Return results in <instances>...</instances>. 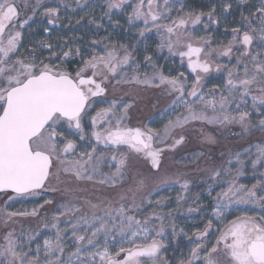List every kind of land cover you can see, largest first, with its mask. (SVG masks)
Returning <instances> with one entry per match:
<instances>
[{"label":"snow or ice","instance_id":"6c2138e0","mask_svg":"<svg viewBox=\"0 0 264 264\" xmlns=\"http://www.w3.org/2000/svg\"><path fill=\"white\" fill-rule=\"evenodd\" d=\"M125 3L126 0H108L107 8L109 11L119 9ZM40 6V0H37L31 10L32 16L36 15V8ZM44 7L43 15L47 17L48 24H56L58 9ZM161 7L156 0H147L146 4L145 0H139L129 14V23L143 21L145 27L140 30L141 36L155 29L160 35L159 50L167 49L168 54L179 57L181 63L186 61L187 69L194 77L191 83L185 72L176 76L165 75L152 63L151 56L145 57V61L152 65L151 75H139V65L131 68L136 75H127L126 69L134 57L124 45H105L102 51H93L85 58L79 48L65 51L66 45L54 46L49 41H41L39 48L48 52L47 57H43L42 53L38 55L35 46L25 49L26 54L21 55L22 29L32 16L22 20L16 0H0V192L10 190L17 194H36L41 189L55 192L59 190L57 187L47 186L53 180L59 182L62 173L74 176L77 181H95L115 188L125 175L127 155L121 151L124 148L137 155L142 154L150 161L152 169L159 171L164 148H154V143H162L175 129L192 121L222 127L239 125L245 132L257 127L251 122L250 112L245 110L249 95L252 108L262 117L258 127L264 130V59H258V54L253 55L250 51L257 35L264 41V0L254 12L242 16L244 23L232 29V39L226 45L215 48L211 38L195 36L188 29V25L200 24L204 15H207L210 24H218L214 9L208 13H188L162 24L160 21L164 19V13L160 11ZM163 7L168 8V0ZM224 7L227 11L231 5ZM208 26L205 24V28ZM44 32L49 33V29L45 27ZM241 48L243 51H240ZM235 51L240 54L236 57V66L227 70L223 88L205 93L204 78L213 71V58H231ZM75 58H79V63L71 67ZM237 66H242L243 75ZM221 69L222 65L216 63L215 71ZM133 83L161 88L166 95L173 97L166 111L182 108L184 112L177 114L174 120L169 119L162 133L147 126L128 127L130 103L123 99L114 98L109 102L96 98L106 97L109 85L115 88L120 84ZM257 83L260 85L258 94H252V86ZM237 99L240 102L235 103L234 109L230 108ZM97 103H105L107 107L96 109L92 114ZM86 122L91 126L90 136L85 135ZM68 132L79 135L81 141L88 139L90 150L77 153V142L68 138ZM183 139V136L175 139L173 147L181 144ZM205 139L215 143L212 136ZM102 149L109 150L111 155H105ZM256 151V158L251 160V164L253 167L257 164L264 167V144L257 145ZM232 155L229 154L227 164L232 163ZM234 156L239 165L234 173L225 165L211 171L209 177L212 181H219L224 175L232 177L225 181L227 187L213 197L216 201L213 216L219 223L213 231L214 220L208 219L203 230L195 234V246L181 264H264V216L245 213L230 220L227 218L234 204L259 201L264 206V195L257 191V185L252 188L237 185L236 177L243 175L244 161L239 152ZM105 163L109 168H115L111 175L100 170ZM96 177L102 178L96 180ZM169 182L167 178H162L156 186ZM258 185L264 190V181H258ZM145 187V179H140L134 188L119 193L116 201H86L91 215L85 213L74 217L76 222L71 224V228L77 244L82 245L86 241L99 249L94 241L99 234L104 235L102 250L90 254L99 257V264H161L160 251L164 243L157 237L163 235V227L156 230L155 236H150L153 229L149 225L155 214L143 220L136 215L142 210L143 200L151 195V192L144 193ZM182 187L188 189L187 181ZM137 196L141 197V203H137ZM113 204L117 206L113 207ZM62 207L71 212L80 211L67 205ZM36 214L35 210L31 213L5 211L3 218L7 225L14 216ZM61 215L64 213L53 217L51 227L57 228L56 239H45V256L64 253L62 232L57 224ZM78 230L90 232V235H77ZM210 235L215 237L214 242L208 240ZM108 237H112L114 243L117 239L119 241L115 252L109 250ZM32 238L27 237L28 240ZM3 239L5 243L0 244V264H40L39 255L32 256L30 250L24 251L23 244L18 243L13 233L8 232ZM79 252L77 248L71 255L78 257ZM61 255L45 261V264H72L71 255L67 261L61 259Z\"/></svg>","mask_w":264,"mask_h":264},{"label":"rangeland","instance_id":"374dc122","mask_svg":"<svg viewBox=\"0 0 264 264\" xmlns=\"http://www.w3.org/2000/svg\"><path fill=\"white\" fill-rule=\"evenodd\" d=\"M245 1L237 2V6H242ZM182 2L183 0L173 1L168 10L171 13L174 10L176 11L175 7H178V5L180 6ZM137 3H139V0L128 1L126 9H129V11L126 17L127 15L129 17V14L133 11V6ZM145 3H147V0H145ZM219 4H221L224 10V6L230 4V1L219 0L217 1V5ZM172 7L174 10H172ZM163 23L166 22L164 21ZM140 25L142 26L144 24ZM70 29L71 28L66 31L70 32ZM262 44L258 43L259 48L251 50L253 55L258 54V59H264V44ZM47 56L48 55H44L43 57ZM175 66L176 70L174 76L183 72L180 70L181 67L177 65V63ZM177 67L180 68L179 71ZM233 67L232 65L223 63L222 68L226 71L224 72L226 76L217 78L216 84H214L210 90H204V92L208 93L214 88L217 90L223 88L227 79V70ZM237 67L240 68V73L243 75L242 66ZM251 67V64H249L250 69ZM186 75L188 76V74ZM188 78L189 83H191L192 78L189 76ZM259 86V83L252 86V94H258L257 89ZM152 93L149 86L142 84V87L130 96L131 98L129 99L132 106L129 109L127 123H134L137 121L140 122V127L142 128L147 126L162 133L168 120H174L177 114H182L184 110L181 108L176 111H166V108L161 111L159 110L161 108H159V111L155 113V98L152 97ZM217 96H219V91H217ZM172 99L173 97L171 96L169 99L161 97L159 98V104L164 102L162 105L166 107L168 103L171 105ZM246 99L247 106L245 110L250 112L252 124L257 125V127L248 132L241 129L239 125L222 127L215 124L192 121L182 128L175 129L162 143H154V148H164V151L161 153L159 171L152 169L150 161L144 156L133 157L129 155L126 149H122L121 151L127 155V166L124 168L125 175L118 183L117 187L113 188L107 184L101 185L95 181H77L74 176L62 173L59 182L53 180L52 183L47 186L48 188L53 186L57 187L59 190L55 192L42 189L41 191H37L36 194H7L4 196L5 192L0 193V205L3 209L2 215L4 216L5 211L17 213H31L33 210L36 211L37 214L35 216H16L22 218L24 222L25 220L23 217H33L38 221V223H36V225L38 224V229L26 228L19 235L17 241L23 244L24 251L30 250V255L32 256L38 254L40 264H45V261L55 259L57 255H61L60 253H53L52 256H45L44 241L45 239L55 241L57 228H52L51 224L53 223V217L63 212L64 215H61L59 221H57L58 229L62 232L61 243L64 247V253L61 255V259L67 261L69 256L75 253L77 248H79L80 252L78 257L76 255H71L72 264H99V257L91 256L90 254L102 250L105 242L104 235L102 233L99 234L96 241H94V243L99 245V249L93 245H89L86 241L82 245H79L72 234L71 228V224L76 222L74 217H78L85 213L91 215L90 208H79V212H71L62 206L67 205L69 208H77L73 204L72 199H70V195L77 194V192L83 194L86 199H90L92 203H100L101 200L116 201L119 198V193L127 191L130 187L134 188L138 180L145 179L146 187L144 188V193L151 192V195L143 200L141 204L142 210L136 214L137 218L143 220L145 217L155 214L149 228L153 229V231L150 232V236H155L156 230L163 227V235L157 237V239L162 240L164 243V247L160 251L161 264H163L164 261H167V264H181V261L186 259L189 255L191 248L195 246V234L197 233L195 232L196 223L200 224L202 231L205 225V218L207 219L206 223L209 218H213V231H215V226L219 221H216L213 216V209L216 207V201L213 197L221 192L223 188H226L227 183H225V181L232 178L224 175L219 181H212L208 177L205 179L210 180L206 183L202 182V175L206 176L210 174L211 171L225 165L231 168L234 173L236 168L239 167L236 163L234 154L239 152L241 154L240 158L244 161V167L241 169L243 175L236 177L237 185H244L247 188H252L253 185H257V191L261 195H264V190H261L258 185V181H264V167H261L260 164L253 167L251 164V160L255 159L257 155L256 146L264 144V130L258 127L259 120L262 117L256 109L252 108L251 95ZM239 102L240 101L237 99L230 105V108L234 109L235 103ZM159 104L158 107H160ZM101 107H105V103H97L94 109H99ZM92 114H94V111ZM67 135L69 139H73L77 142V153L90 150L91 146L88 139L81 141L79 135H74L72 132H68ZM85 135H91V126L87 122L85 123ZM180 136L184 137L183 142L173 147L175 139H178ZM206 136H212L215 139V143H209L205 139ZM246 149L249 151L245 152ZM102 150L105 152V155H111L109 150ZM230 153L233 154L232 163L227 164ZM100 170L105 174L111 175V173L115 171V168H109L108 164L105 163L101 165ZM196 175L197 177L194 178ZM101 178L102 177H96V180ZM162 178H167L170 182L161 186H156ZM185 181L188 183L187 190L182 187ZM209 184H211V188H209ZM97 186H100V189H98ZM153 188H155L154 191ZM65 189H69V191H65ZM210 191L211 196H209ZM49 200L51 203H45V201ZM158 201L160 203H157ZM84 203L85 202H83V204ZM85 204L89 207L87 203ZM116 206V204H113V207ZM229 212L231 213L227 217L229 220L245 213L251 216L261 217L264 216V206H262L259 201L249 204H234L229 209ZM199 215L200 221H197L195 218ZM155 217H163V219ZM45 225L48 226L45 227ZM81 227L83 228L84 226L82 225ZM77 235H90V232L85 233L82 230H78ZM29 236L33 238L28 240L27 237ZM107 239L109 250L111 252L118 250V239L115 243L112 237H108ZM214 239L215 237L212 235L208 237L210 242H214ZM38 247L39 253H37Z\"/></svg>","mask_w":264,"mask_h":264},{"label":"flooded vegetation","instance_id":"af4514ba","mask_svg":"<svg viewBox=\"0 0 264 264\" xmlns=\"http://www.w3.org/2000/svg\"><path fill=\"white\" fill-rule=\"evenodd\" d=\"M128 1L129 0H126V3L122 5L121 8H114L109 11L107 8L108 0H40L41 6L36 8V15L32 16L31 10L36 6L37 0H16L20 9V19H28L29 16H32V19L29 20L25 28L22 29L24 37L20 53L21 55H24L26 54L25 49L35 46L38 55L41 53L42 56L48 55L46 50L44 51L39 48V43L41 41H49L54 46L66 45L64 47L65 51L69 48L73 51H75L76 48H79L85 55V58H87V56L93 51H102L105 45H124L132 52L134 57L132 64L126 69V74L129 76L137 74L131 71V68L135 65H139V75L143 76L145 73L151 75L152 65L145 61L146 56H151L152 63L157 65L165 75L174 76L176 70L175 64L177 63V65L181 67V69L177 67V70L179 71L180 69L193 79L194 77L187 69L186 61L181 63L180 58L169 55L167 49H164L163 51L159 50L158 44L160 43V35L157 34L155 29L145 32V35L141 36L140 30L145 27L144 25H140L144 24L143 21L128 22V15L126 17V14L129 11V9H126ZM173 1L168 0V8L165 9L163 7L165 0H156V3L162 6L160 11L164 13V20L162 19L160 23H163L164 21L169 23L171 19L186 16L188 13H208L213 9L215 10V17L219 20L218 24H210L207 15H204L202 16V22L200 24L188 25L189 31L195 36L211 38L212 47L214 48L226 45L232 39V29L240 27V25L244 23L242 16H248L250 12H254L255 7H258L261 3V0H246L242 6H237L239 0H228L230 1L231 7L225 11V9H222L223 7L221 4L217 5V1L219 0H183L180 6L178 5V7H175L176 11L172 7V10L175 12L172 11L171 13L168 9ZM44 6L58 9V19L56 24H48L47 17L43 15L45 11ZM205 24H209V26L205 28ZM45 27L49 29V33L44 32ZM148 27L151 28V26ZM69 28H71L69 30L70 32H67L66 30ZM93 41L98 43L94 44ZM258 43L264 44V41L260 40L257 35L250 46V51L259 48ZM57 50L59 51V47H57ZM240 50L242 51V48ZM239 54V51H235L231 58L214 57L212 60L213 71L204 78L203 89L210 90L213 85L216 84L217 78H223V76H226L224 73L226 71L223 70V68L219 72L215 71L216 63H219L220 65L226 63V65L236 66V57L239 56ZM77 63H79V58H75V62L70 64V66L74 67ZM141 87L142 84L134 83L120 84L115 88H113L112 85H109L106 97H98L97 100L103 101L107 99L110 102L115 98L118 100L123 99L124 102L130 103V96L136 93ZM149 89L153 92L152 97L155 98V113L159 110L162 111L166 108L168 109L170 106L169 103L165 107L162 105L164 102L159 104V98L165 97L169 99L170 96L166 95L161 88L149 86ZM158 104L160 107H158ZM122 106L123 105H121V107ZM105 107H107V104H105ZM95 110L96 109L93 110L94 114ZM127 126L133 128L140 127V122L136 121L134 123H127ZM126 150L129 152L130 156H143L142 154L137 155L136 153L130 152L128 149ZM208 177L210 176H206L205 178ZM205 178L202 179V182L207 183L210 179ZM99 187L98 189H100ZM147 193L149 192H145V194ZM70 199H72L73 204L77 208H89L85 203L86 201H90V199H86L81 193L77 192V194L70 195ZM83 202L85 203L83 204ZM137 203H141L140 196H137ZM199 218L200 215L195 219L200 221ZM206 220L207 219L205 218L204 224H206ZM201 229L200 224L196 223L195 232H199Z\"/></svg>","mask_w":264,"mask_h":264},{"label":"trees","instance_id":"16d2710c","mask_svg":"<svg viewBox=\"0 0 264 264\" xmlns=\"http://www.w3.org/2000/svg\"><path fill=\"white\" fill-rule=\"evenodd\" d=\"M208 175H210V174H207L206 176H208ZM206 176L202 175L201 178H205ZM196 177H197V175L194 178H196ZM7 194H11V193L5 192L4 196ZM2 211H3V209H2V206L0 205V244L5 243L3 238L8 232L13 233V237L15 239H18L19 235L26 228H31L34 230L38 229V226H37L38 224L36 225V223H38V221H36V218H33V217H23V219L25 220V222H24V221H22V218H18L16 216H14L7 222V225H5L4 218H3L4 216L2 215Z\"/></svg>","mask_w":264,"mask_h":264},{"label":"water","instance_id":"95a60500","mask_svg":"<svg viewBox=\"0 0 264 264\" xmlns=\"http://www.w3.org/2000/svg\"><path fill=\"white\" fill-rule=\"evenodd\" d=\"M5 192H10V193H13V194H17V193H14V192H12V191H5ZM0 193H2V192H0ZM22 194H26V193H22ZM22 194H18V195H22Z\"/></svg>","mask_w":264,"mask_h":264},{"label":"bare ground","instance_id":"6f19581e","mask_svg":"<svg viewBox=\"0 0 264 264\" xmlns=\"http://www.w3.org/2000/svg\"><path fill=\"white\" fill-rule=\"evenodd\" d=\"M243 1H245V0H239V2H243Z\"/></svg>","mask_w":264,"mask_h":264}]
</instances>
